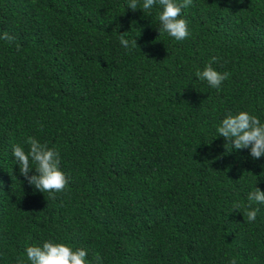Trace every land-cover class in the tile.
Here are the masks:
<instances>
[{
    "label": "trees",
    "instance_id": "1",
    "mask_svg": "<svg viewBox=\"0 0 264 264\" xmlns=\"http://www.w3.org/2000/svg\"><path fill=\"white\" fill-rule=\"evenodd\" d=\"M127 6L0 0V264L45 241L91 264H264V204L242 214L264 156L217 132L228 113L264 123V0H192L183 41L159 35V6ZM209 62L229 73L219 90L195 77ZM29 137L59 153L55 198L15 164Z\"/></svg>",
    "mask_w": 264,
    "mask_h": 264
},
{
    "label": "clouds",
    "instance_id": "2",
    "mask_svg": "<svg viewBox=\"0 0 264 264\" xmlns=\"http://www.w3.org/2000/svg\"><path fill=\"white\" fill-rule=\"evenodd\" d=\"M192 0H128L127 8L132 11L137 9L144 13L156 7H160L157 19L159 21V35L166 33L176 41H183L190 36L188 22L182 18V10L189 7ZM126 33V32H125ZM125 33L120 34V44L127 50L137 46V40L125 38ZM0 39L12 40L6 32ZM212 62L216 57H212ZM209 62L203 70L197 69L195 77L201 81L219 90L222 83L228 79L229 73H221L212 67ZM218 136L226 140L225 145L231 146L232 150L250 149V155L253 160L264 156V123L254 115L246 111H240L237 114L228 113L221 121L217 128ZM29 149L26 152L20 145H14L12 155L15 164L19 165V172L35 190L41 193H48V198H55L56 193L64 192L69 184V178L60 168L59 153L48 147L47 144L39 142L34 137H29L26 141ZM226 148V147H225ZM34 165V167H33ZM33 169L35 174L29 175ZM248 207L244 211L243 217L246 216L247 222H255L258 208H252V204H264V191L255 187L254 191L248 193ZM239 203L232 204L233 212H240ZM27 260L30 264H91L87 260V251L83 248L73 249L63 243H54L52 241L43 242L42 246L31 245L26 249ZM97 264H100L101 258L95 257ZM23 264V261H18ZM228 264H237L235 258H231Z\"/></svg>",
    "mask_w": 264,
    "mask_h": 264
}]
</instances>
